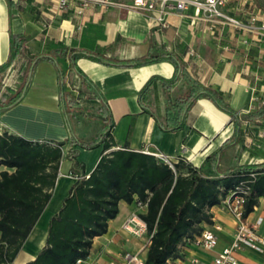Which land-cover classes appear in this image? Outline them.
I'll return each instance as SVG.
<instances>
[{
  "label": "crops",
  "instance_id": "crops-1",
  "mask_svg": "<svg viewBox=\"0 0 264 264\" xmlns=\"http://www.w3.org/2000/svg\"><path fill=\"white\" fill-rule=\"evenodd\" d=\"M12 1L11 6L8 0H0V65L8 59L12 32L26 36L27 51L32 57L68 47L131 59L160 46L182 57L189 72L203 84L218 89L240 115L264 103V36L247 34L230 25L216 24L210 29V23L203 20L191 24L178 12L170 13L169 26L161 27L144 13L126 7L96 6L78 16L73 11L61 12L53 0ZM225 9L243 21H249L254 10L259 17L257 24H264V0L253 3L251 0H230ZM109 47H112L110 51L107 50ZM57 61L64 72L66 90L80 96L81 79L69 57L58 55ZM78 66L99 87L111 109L115 140L112 149L150 147L174 161L185 158L208 175H213L214 171L207 159L217 152L221 173L240 165L264 162V117L242 120L239 140L231 143L236 132L233 116L208 98L195 102L186 126L176 131L164 130L155 116L142 108L139 94L153 77L159 80L152 84L150 101L158 117L162 118L165 107L188 90L182 79L168 90L164 89L160 79L174 77L176 66L173 62L118 66L81 57ZM3 78L9 81L8 71L0 74V81ZM93 101L99 105V101ZM86 102L83 100L82 104ZM80 117L84 122L89 120L83 115ZM4 132L54 144L66 141L62 146L61 167L52 198L10 263L26 264L44 246L50 218L61 208L77 180V174L71 171L72 161L67 157L71 147L68 139L72 134L84 137L89 134L81 125L75 127L67 122L61 107L59 72L51 60L43 59L37 63L30 85L19 101L0 112V134ZM182 145L186 148L182 149ZM76 148L88 175L98 162L103 145L91 149ZM3 170L12 172L14 169L0 160V173ZM146 211L147 205H139L138 199L132 203L121 200L117 216L109 221L108 231L94 238L89 256L79 264H122L124 251L137 248L139 243L137 236L123 225L134 214ZM209 211L212 222H202L201 226L204 229H214L216 224L222 226L221 230H216V247L206 250L185 242L179 246L181 256L169 259L166 264H213L215 256L231 243L236 220L227 210L225 200L211 206ZM247 217L252 223L258 222L257 232L264 234V196L259 197ZM137 220L141 219L138 217ZM237 257L239 264H264V252L249 247L238 251Z\"/></svg>",
  "mask_w": 264,
  "mask_h": 264
},
{
  "label": "trees",
  "instance_id": "trees-1",
  "mask_svg": "<svg viewBox=\"0 0 264 264\" xmlns=\"http://www.w3.org/2000/svg\"><path fill=\"white\" fill-rule=\"evenodd\" d=\"M8 1L12 6L13 1ZM58 55L68 56L78 73L81 79L78 89L80 96L66 90ZM81 57L118 66L173 62L176 66L174 77L170 80L160 79L164 89L168 90L182 79L188 90L165 107L162 118L156 116L150 101L151 87L154 81L159 80L158 77L151 78L139 94L142 108L155 116L166 131L183 129L192 106L200 98L212 100L233 116L236 132L231 143L239 140L242 120L264 117V103L240 115L218 89L195 78L182 57L163 47H152L144 56L131 59L68 47L32 57L27 51L26 36L12 32L8 59L0 65V74L8 71L10 75L9 82L4 78L0 81V112L19 101L30 85L35 66L43 59L51 60L58 69L61 107L69 125L84 124L79 114L84 106L83 100L99 101L96 120L90 118L87 121L98 124L93 135L84 137L72 134L68 139L71 147L67 157L72 161L71 171L77 174V180L61 208L51 216L44 246L26 264H76L77 259H86L94 238L105 234L109 221L117 216L121 200L132 203L138 199L147 205V211L138 215L146 224L149 239L142 264H166L169 259L180 257L179 246L194 240L202 232V222H212L209 208L220 203L250 172L257 175L250 184L246 214L254 209L259 197L264 196V162L240 165L221 173L218 170L217 152L207 159L214 171L213 175H208L185 158L172 167L142 150L112 149L115 140L111 109L99 87L78 66ZM65 143L35 141L9 132L0 134V160L8 168L14 169L0 173V264H10L15 260L52 198ZM101 145L103 152L87 177L85 164L79 161V149L76 147L91 149Z\"/></svg>",
  "mask_w": 264,
  "mask_h": 264
},
{
  "label": "built area",
  "instance_id": "built-area-1",
  "mask_svg": "<svg viewBox=\"0 0 264 264\" xmlns=\"http://www.w3.org/2000/svg\"><path fill=\"white\" fill-rule=\"evenodd\" d=\"M252 3L254 0H251ZM55 7L61 12L68 13L73 11L75 15H84L90 8L96 6L126 7L138 10L144 13L150 20L158 23L161 27L169 26L168 15L172 12H178L183 18H188L191 24H196L199 20L210 23V29H214L216 24L230 25L244 31L247 34L264 36V24L258 25V15L254 10L251 11L249 21L231 15L225 9L230 0H53ZM248 42V39L245 40ZM193 54V52H191ZM186 146L182 145V149ZM143 152L156 156L159 160L174 167L178 161H174L168 155L161 151L153 150L150 147L142 149ZM257 173L250 172L247 178L242 179L235 188L231 189L225 200L226 208L236 220V231L231 243L219 252L213 264H239L237 252L245 247H249L258 252H264V234L257 232L258 222L252 223L246 214V202L250 191V184L256 178ZM87 177L89 176L86 175ZM139 205H143L138 200ZM139 216L134 214L123 225L131 232L138 233L142 228L146 229L145 222L137 220ZM135 225V226H133ZM138 227H140L138 229ZM137 228V229H136ZM222 226L216 224L214 229L205 228L195 236L194 240L189 241L201 246L206 250H213L218 244V234L216 230H221ZM125 259L131 263H137V256L132 253H126ZM85 259L79 258L76 264L84 262ZM143 262H140L142 264Z\"/></svg>",
  "mask_w": 264,
  "mask_h": 264
},
{
  "label": "rangeland",
  "instance_id": "rangeland-1",
  "mask_svg": "<svg viewBox=\"0 0 264 264\" xmlns=\"http://www.w3.org/2000/svg\"><path fill=\"white\" fill-rule=\"evenodd\" d=\"M7 82H9V81L7 80ZM96 107H97V104H95L94 101H92V102L88 101L84 104L83 108L79 111V114L83 115L84 117H87L89 119L90 118L94 119V117L97 116ZM74 125H75V127H77L76 124H74ZM97 126H98V124L96 122H84V124L81 125V128L85 129L89 133L88 137H91L90 135L93 134V131L95 130V128ZM133 226H135V225H133ZM139 228L140 227H138V229ZM134 234L137 236V240L139 241V243L137 245V248H134L133 250H125L124 251L122 264H140V262H143L146 258L148 244H149V239L146 236V229L143 230L141 228L138 233H134ZM126 253H132V254L136 255L138 258L137 263L136 262L129 263L125 259Z\"/></svg>",
  "mask_w": 264,
  "mask_h": 264
}]
</instances>
